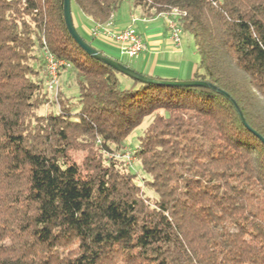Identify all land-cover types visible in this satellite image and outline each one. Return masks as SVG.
Returning a JSON list of instances; mask_svg holds the SVG:
<instances>
[{"label": "trees", "instance_id": "1", "mask_svg": "<svg viewBox=\"0 0 264 264\" xmlns=\"http://www.w3.org/2000/svg\"><path fill=\"white\" fill-rule=\"evenodd\" d=\"M124 1L70 3L105 24ZM128 1L178 12L192 80L245 123L209 88L140 83L89 57L63 0H0V264H264V0ZM43 42L70 65L76 104L61 88L50 99ZM51 100L60 111L37 115ZM145 117L135 156L152 204L103 156Z\"/></svg>", "mask_w": 264, "mask_h": 264}, {"label": "crops", "instance_id": "2", "mask_svg": "<svg viewBox=\"0 0 264 264\" xmlns=\"http://www.w3.org/2000/svg\"><path fill=\"white\" fill-rule=\"evenodd\" d=\"M128 7L127 16H119L118 18L116 16L117 12H115L109 20L114 31H120L132 26L142 37L145 44V51L139 58L135 62L129 63L127 61L126 64L129 66L134 64L135 68L132 69L148 76L180 81L192 80L197 68V63H194V57L197 56L196 49L194 51L186 48L182 43V37L180 48H175L172 45L163 13L154 14L152 11L134 6L130 2ZM132 19H134L133 23ZM90 23V28H84L83 32H90L93 26L91 21ZM102 53L108 57L113 56V54L104 51ZM118 57H120L119 54Z\"/></svg>", "mask_w": 264, "mask_h": 264}, {"label": "rangeland", "instance_id": "3", "mask_svg": "<svg viewBox=\"0 0 264 264\" xmlns=\"http://www.w3.org/2000/svg\"><path fill=\"white\" fill-rule=\"evenodd\" d=\"M129 1L125 0L120 5L119 9L116 11V16L119 18V16H127ZM71 14L73 21L75 23V29L80 34V36L88 43H91L92 46L96 49H100L106 53L113 54L112 57L118 59L121 63L126 64L127 59L126 57H118V50H117V44L114 42L108 41L104 38H96L93 39L88 33V31H84L83 29H89L91 26V23L89 19H87L75 6H71ZM165 23L167 21L165 20ZM182 37V43L186 48L192 49L195 51V41L194 38L190 35L183 34ZM118 53V54H117ZM39 56V55H38ZM194 63H198V56L194 57ZM132 68H135V65L132 64ZM36 68H39L40 70H43V63L41 62L40 56L38 59V62L36 64ZM74 73L72 70L66 72L65 70H61L59 80H60V88L63 91V94L67 97H71V102L76 104V97L78 95V88L76 84V80L74 79ZM50 97V96H49ZM52 99V97H50ZM52 103L48 105H43L38 111H36L37 115H46L50 112L56 113L59 112V104L55 103L53 100H51ZM54 102V103H53ZM77 111V110H76ZM149 123V118L145 117L142 121V123L130 134V136L127 138L125 143H123L118 148H113L112 151H103V156L107 160H113L116 162H119L123 167L126 168V170L132 174L134 178V182L140 186L142 195L145 199L148 200V203L152 204L153 201L156 198L155 193L150 190L146 184V181L149 179V177L141 170L140 164L135 156V152L137 150L138 146V137L142 135L143 130ZM99 144V140H96ZM85 151L81 150H75L70 152V158L72 161H74L76 164L81 165L82 161L85 157Z\"/></svg>", "mask_w": 264, "mask_h": 264}, {"label": "built area", "instance_id": "4", "mask_svg": "<svg viewBox=\"0 0 264 264\" xmlns=\"http://www.w3.org/2000/svg\"><path fill=\"white\" fill-rule=\"evenodd\" d=\"M163 14L167 21L169 40L175 48H180L182 31L178 26L179 14L176 10H171ZM133 22L134 19H132V23ZM89 33L93 39L101 37L117 44L119 56L126 57L129 63L135 62L145 51V44L142 37L132 26L120 31H114L108 21L105 24H93ZM41 53L46 74V88L52 99L57 102L60 88L59 73L61 70L69 69L70 65L64 60L55 58L54 55L49 52L44 42Z\"/></svg>", "mask_w": 264, "mask_h": 264}, {"label": "water", "instance_id": "5", "mask_svg": "<svg viewBox=\"0 0 264 264\" xmlns=\"http://www.w3.org/2000/svg\"><path fill=\"white\" fill-rule=\"evenodd\" d=\"M63 18L67 32L69 33L70 37L75 41V43L92 59L103 63L104 65L112 68L116 72L123 74L124 76L136 80L140 83L145 84H159V85H167V86H178V87H204L209 88L227 98L230 103L233 105L234 109L236 110L240 120L245 123L244 117L242 112L240 111L237 104L234 100L224 91L216 88L211 83L206 81H197V80H188V81H166V80H156L152 77L145 76L141 73L136 72L134 69L123 65L122 63L115 61L102 52L98 51L94 47H92L88 42H86L80 34L76 31L72 14H71V3L70 0H63Z\"/></svg>", "mask_w": 264, "mask_h": 264}]
</instances>
